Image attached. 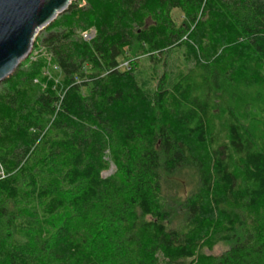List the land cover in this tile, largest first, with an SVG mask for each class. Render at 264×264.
<instances>
[{"label": "trees", "instance_id": "trees-1", "mask_svg": "<svg viewBox=\"0 0 264 264\" xmlns=\"http://www.w3.org/2000/svg\"><path fill=\"white\" fill-rule=\"evenodd\" d=\"M42 31L60 79L29 55L0 91V264H264V0H74Z\"/></svg>", "mask_w": 264, "mask_h": 264}, {"label": "water", "instance_id": "water-1", "mask_svg": "<svg viewBox=\"0 0 264 264\" xmlns=\"http://www.w3.org/2000/svg\"><path fill=\"white\" fill-rule=\"evenodd\" d=\"M74 0H0V82L31 53L39 33Z\"/></svg>", "mask_w": 264, "mask_h": 264}, {"label": "rangeland", "instance_id": "rangeland-1", "mask_svg": "<svg viewBox=\"0 0 264 264\" xmlns=\"http://www.w3.org/2000/svg\"><path fill=\"white\" fill-rule=\"evenodd\" d=\"M174 18L176 19L177 22H181V21H182L183 16H182V12H181L180 9H175V10H174ZM91 29L96 30L95 28H90L89 30H91ZM84 31H86V30H84ZM84 31H83V32H84ZM83 32L81 33V36H82V37H83ZM41 34H42V35H45V34H46V31L43 30ZM83 38H84V37H83ZM84 39H85V38H84ZM85 40H86V39H85ZM91 40H92V39H91ZM88 41H90V40H88ZM32 50H33V49H32ZM41 51H42V52H41ZM31 52H32V51H31ZM41 53H42L43 55H45L46 58L48 59V66L45 67V69H44V70H45V72H44L45 75H48V76H55V77H56L55 80H56V83H57V81L60 79L59 68L53 66L52 61H51V59H50L51 56H49L50 54H48V53L46 52V50L44 49V47H42L41 49H37V48H36V49L34 50V52L32 53V54H33L32 56H31V53H30V54H29V55L31 56L30 60H31V61H35V60L38 58V56L41 55ZM28 57H29V56H28ZM122 62H126V61H124V60L122 59ZM127 62H128V61H127ZM141 62H142V67H143V69L145 70V75H146L147 77H148V76H149V77H150V76H154V75L157 77V75H158V74H161V72L163 71V68H161V67H158L157 70L154 71V69H153V62H151V61L149 60V58H147V56L142 57ZM30 64H31L30 61H28V62L25 63L24 67L28 68ZM128 64H129V63H128ZM122 67H123V66H122ZM123 68H125V67H123ZM157 78H158V77H157ZM38 80H39V78L35 80V83H36V84L41 85L43 88L46 87L45 84H42V83L38 82ZM2 82H3V81H2ZM2 82H0V91H3V89L6 87V86H2ZM106 158L110 159L109 156L106 157ZM116 171H117V166H116V164L113 163V162H111L110 167H109L107 170H104L103 173H102V175H103L104 177H108V176L114 174ZM4 175H5V172H4L3 168L0 166V176H4ZM229 246H230V245L227 244V243H219V244L216 245L212 250H206V252L209 253V254L220 255V254H222L225 250H227V249L229 248Z\"/></svg>", "mask_w": 264, "mask_h": 264}, {"label": "built area", "instance_id": "built-area-1", "mask_svg": "<svg viewBox=\"0 0 264 264\" xmlns=\"http://www.w3.org/2000/svg\"><path fill=\"white\" fill-rule=\"evenodd\" d=\"M95 35H96V30H93V29H91V30H86V31L83 32V37H84L86 40H91V39H93V38L95 37ZM121 66H123V67H125V68H128V67H129V64H128V62L126 61V62H123V63L121 64Z\"/></svg>", "mask_w": 264, "mask_h": 264}]
</instances>
